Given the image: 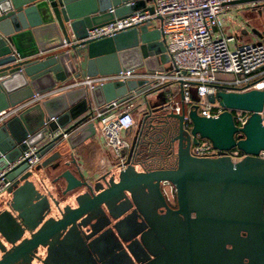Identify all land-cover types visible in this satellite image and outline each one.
Wrapping results in <instances>:
<instances>
[{
  "label": "water",
  "instance_id": "95a60500",
  "mask_svg": "<svg viewBox=\"0 0 264 264\" xmlns=\"http://www.w3.org/2000/svg\"><path fill=\"white\" fill-rule=\"evenodd\" d=\"M222 4L234 15L251 10L255 16L264 0ZM141 11L149 15L139 24L111 36L85 37L88 28ZM153 11L151 0H0V109L56 86L71 63L74 77L165 70L169 55L160 29L148 25L154 19L160 25L166 14ZM237 16L264 42V31ZM147 86L132 79L63 89L0 124V168L37 142L42 158L24 172V164L15 165L8 175L18 177L7 189L8 207L0 209V264H264V158L256 154L264 149L258 113L264 89L219 86L207 95L223 106L216 116H201L197 105L185 108L182 102L179 113L161 115L156 105L148 111H157L151 114L155 123H144L148 114L138 119L124 166L94 178L81 171L72 151L65 154L66 146L72 150L90 136L101 140L87 120L92 103L130 98ZM237 108L249 111L238 127L230 111ZM169 118L177 127L170 136L175 161L164 166L150 149L155 128L172 129ZM63 132L69 135L62 138ZM203 138L215 156L189 152ZM141 143L148 146L146 155L138 150ZM231 148L242 157L233 161L226 153ZM146 162L158 164L147 168ZM49 164L53 172L40 174ZM160 182L173 185L176 208L166 205ZM66 197L72 203L63 204Z\"/></svg>",
  "mask_w": 264,
  "mask_h": 264
},
{
  "label": "built area",
  "instance_id": "2783aa9c",
  "mask_svg": "<svg viewBox=\"0 0 264 264\" xmlns=\"http://www.w3.org/2000/svg\"><path fill=\"white\" fill-rule=\"evenodd\" d=\"M151 1L154 14H166L161 24H157L163 38L164 52L169 55L165 70L148 71L131 68L113 73L73 77L70 81H62L44 92H34L27 99L0 109V124L17 114L28 104L63 89L80 85L89 90L93 86L105 82L143 79L148 83L145 90H163L165 101L161 106L166 112L171 110L179 113L181 102L185 108L194 103L197 105V114L201 116H216L223 110V106L216 100L210 102L207 99V95L214 94L219 86L224 87L225 90L234 91L264 89V42L257 39L237 44L233 35H226L220 30L226 7L222 3L229 0ZM148 15L147 11H141L127 16L113 17L108 22L88 28L85 37L96 39L100 36H111L116 31L145 21ZM231 42L234 44L232 48L230 47ZM189 85H194L196 88L197 100L190 99L187 88ZM180 88L183 91L182 99H180L177 90ZM124 100L115 97L97 107L91 105V114L87 119L93 121L99 130L103 145L109 153L108 159L111 168L124 166L125 154L131 143L123 135L124 131L131 128L134 123L131 112L132 105L129 103L122 106ZM262 103L258 113L264 125V94ZM230 111L232 121L237 127L244 124L249 114V111L241 108L230 109ZM68 134L69 132H63L62 138L67 137ZM40 146L41 142L29 145L11 162L0 168V194L7 191L14 178L18 177L15 175L12 179L8 178L15 165L24 164V172L40 163L41 157L38 154ZM189 152L195 156L216 155V149L205 138L200 139L197 144H192L189 147ZM226 153L233 161L243 155L236 148H231ZM256 154L264 158V149H259ZM172 189L173 185L170 182H165L164 193L169 196Z\"/></svg>",
  "mask_w": 264,
  "mask_h": 264
},
{
  "label": "crops",
  "instance_id": "0c3cea01",
  "mask_svg": "<svg viewBox=\"0 0 264 264\" xmlns=\"http://www.w3.org/2000/svg\"><path fill=\"white\" fill-rule=\"evenodd\" d=\"M236 6V5H235ZM228 8L232 7H225L224 8V21L221 26V32L226 35H233L235 42L237 44H244L247 42H251L253 40L260 39L256 34H252L249 29L244 25V23L241 21L239 16H237V13L242 16L243 18L247 19V22L249 26L254 27L258 30L264 31V7L258 9V13L254 16L251 15L253 11L251 10H241L238 11L235 15L232 14ZM158 21L152 20L150 24L148 25V28H152L154 26H157ZM147 28V29H148ZM216 30V28H214ZM234 45V44H233ZM167 65V64H166ZM164 65V67H166ZM139 69H144V67H138ZM75 67L73 63H71L70 66L65 70L66 77L62 81H70L75 74ZM61 82H57L56 85L60 84ZM152 92L148 90H145L138 94H133L132 97L126 98L123 103L121 104H131L132 105V115L135 117L134 121L138 119L136 114H139V118L143 117L145 114H148V118H152L151 116L157 112H148L152 110L156 105H159L154 101L155 99H152L148 94ZM93 105V103H92ZM152 114V115H151ZM148 118H146L148 120ZM135 130V125L133 127L127 129L124 131V135H131L133 136V132ZM69 135V134H68ZM52 150L48 151L46 153L49 154ZM75 156V158L78 160L80 169L83 171V173L88 177H95L99 176L100 173L107 169H112L110 167V161H109V153L107 149H105L103 143L98 138L97 135L90 136L86 139L81 140L72 150L69 146H66L65 148V154L67 152H71ZM45 157V156H44ZM42 158H40L41 161ZM102 159L103 161L101 162ZM53 172V169L51 168V164L47 165L46 167H43L39 170V173L42 175H47ZM8 193L7 191L0 194V209H4L8 207ZM72 203V197H66L63 201V204ZM7 203V204H6Z\"/></svg>",
  "mask_w": 264,
  "mask_h": 264
},
{
  "label": "flooded vegetation",
  "instance_id": "af4514ba",
  "mask_svg": "<svg viewBox=\"0 0 264 264\" xmlns=\"http://www.w3.org/2000/svg\"><path fill=\"white\" fill-rule=\"evenodd\" d=\"M159 105L161 106V104H159ZM159 111H160L161 115H164L165 113H167L165 111V109H163V108H161V110H159ZM146 118H148V117H146ZM146 118L144 119V123L147 121ZM138 119L136 120V122L134 121V123H133V125H135V130L138 129V124H137ZM154 119H155V117L152 118L150 121L152 123H155ZM168 120L173 124L172 125V129H168V131H166V129H164V130L163 129L162 130H160V129L156 130V128H155V130L152 131V132H153L154 135H156V137H154L152 139L153 142L151 144V149H150V150H152V153H154L153 155H155L156 157L162 158L160 162L164 166L172 165L174 163V161H175L174 151H175L176 143H175V141L172 142L170 140V136H171V134L176 133V130H177L176 128L177 127H176V124L174 123L173 119L169 118ZM183 128L184 129H188L189 128V122H187L186 119H185V121H183ZM133 134H134V132H133ZM147 148H148V146L146 144H144V143L142 144L141 143L139 145V147H138V150H142L143 152L141 151V153L143 155H146L147 152H145V151H146ZM146 163H147L146 164L147 168H150L152 166H157V164H158V163H154V164H150L149 165V162H146ZM164 188H165V182H160L159 183V189H160V192L163 194V197H164L166 205L169 208H176V196H175V193H174V187H173L172 192L170 194L171 195L170 198H169L170 195L168 196V195H166L164 193ZM162 211H164L163 208H162Z\"/></svg>",
  "mask_w": 264,
  "mask_h": 264
},
{
  "label": "rangeland",
  "instance_id": "374dc122",
  "mask_svg": "<svg viewBox=\"0 0 264 264\" xmlns=\"http://www.w3.org/2000/svg\"><path fill=\"white\" fill-rule=\"evenodd\" d=\"M234 45H233V43L231 42L230 43V47L232 48ZM188 92H189V95L190 96H195L196 97V88L194 87V85H189L188 87ZM172 89L173 90H175V88L174 87H172ZM172 90V91H173ZM178 90V94H179V89H177ZM152 99H155L154 101H156V103L157 104H162V103H164V101H165V96H164V92H163V90L162 89H157V90H155V91H152V92H150L149 94H148ZM178 96V95H177ZM136 116H137V118H139V114H136ZM133 118H135L134 116H133ZM124 136V138L127 140V141H129L130 142V140H131V135H129V134H127V135H123ZM171 197V195L169 196V198ZM172 199V198H171ZM263 208H264V205H263Z\"/></svg>",
  "mask_w": 264,
  "mask_h": 264
},
{
  "label": "trees",
  "instance_id": "16d2710c",
  "mask_svg": "<svg viewBox=\"0 0 264 264\" xmlns=\"http://www.w3.org/2000/svg\"><path fill=\"white\" fill-rule=\"evenodd\" d=\"M153 90H155V89H149V91H153ZM149 91H148V92H149ZM189 126H190V123H189Z\"/></svg>",
  "mask_w": 264,
  "mask_h": 264
}]
</instances>
